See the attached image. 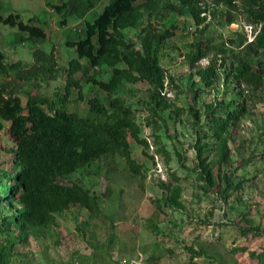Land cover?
<instances>
[{
  "label": "rangeland",
  "instance_id": "374dc122",
  "mask_svg": "<svg viewBox=\"0 0 264 264\" xmlns=\"http://www.w3.org/2000/svg\"><path fill=\"white\" fill-rule=\"evenodd\" d=\"M63 1L0 0V16L18 13L47 33L36 41L0 20V87L19 94L23 105L34 95L47 110L63 107L103 125L89 99L109 105V93L88 78L109 80L114 67H90L81 59L84 70L74 76L79 84L68 93L77 52L66 41L109 0L85 16H66L48 4ZM257 1L196 0L197 19L177 12L180 0H134L138 20L121 29L120 47L142 53L148 33H172L158 52L166 102L154 109L152 84L125 80L123 99L147 143L128 131L140 173L117 153L61 176L90 191L92 210L75 204L55 212L46 226L25 225V209L10 194L22 166L10 122L0 119V264H264V46L251 45L264 28V20L251 15L264 10V0ZM199 45L206 57L195 61ZM36 49L54 50L55 64L41 62V70L26 73ZM243 69L261 79L238 77ZM241 108L243 114L230 116Z\"/></svg>",
  "mask_w": 264,
  "mask_h": 264
},
{
  "label": "trees",
  "instance_id": "16d2710c",
  "mask_svg": "<svg viewBox=\"0 0 264 264\" xmlns=\"http://www.w3.org/2000/svg\"><path fill=\"white\" fill-rule=\"evenodd\" d=\"M98 1L66 0L61 4H48L57 12H64L66 16H85L96 8ZM195 1L180 0L181 8L177 12L182 13L183 9L198 19ZM251 15L255 22L264 20L262 9H252ZM0 20L28 33L30 39L41 41L47 36L43 27L25 22L18 13L1 15ZM137 20L138 12L134 0H109L103 10L95 14L93 20L87 19L84 29L66 41V44L77 52V57L71 60L69 66L68 93L71 84H79L74 76L84 70L81 59H85L90 67L103 64L114 67V73L109 80H100L95 76L88 78L90 82L109 93V105L98 96L89 99L90 111L105 119L103 125L63 107H50L51 110H47L45 101L34 95L23 105L19 94L0 87V119L10 122L8 131L16 145L15 157L22 166L16 175V186L10 190V194L25 209L20 214V220L25 225L46 226L54 219L55 212L67 210L75 204L92 210L95 204L90 191L78 183L63 181L61 176L70 175L80 166L95 159L119 153L126 157L135 173H140V167L131 157L128 131L142 143L146 141L140 139V128L132 116L133 109L131 105H126L123 99L125 80L131 82L142 78L149 81L153 86L151 102L155 105L154 109L164 104L166 97L162 92L165 88L166 73L158 52L161 43L172 33L167 31L160 36L148 33L143 39V52L133 55L121 49L120 32L121 29L136 24ZM254 44L264 46V28L251 43ZM34 57L35 65L25 71L26 73L41 70V62L55 64L54 50L46 53L36 49ZM204 57L206 50L199 45L194 60L199 61ZM3 58L5 54L0 51V67L5 69ZM123 61L128 63L129 67H120L119 64ZM239 76H251L257 81L261 79L253 76L247 69L240 71ZM238 111L230 116L236 118L244 113L242 108ZM1 120L0 129L3 128ZM218 129L222 131V128ZM187 249L196 256L203 255L201 249Z\"/></svg>",
  "mask_w": 264,
  "mask_h": 264
},
{
  "label": "built area",
  "instance_id": "2783aa9c",
  "mask_svg": "<svg viewBox=\"0 0 264 264\" xmlns=\"http://www.w3.org/2000/svg\"><path fill=\"white\" fill-rule=\"evenodd\" d=\"M121 264H132V263L128 261L127 259H122Z\"/></svg>",
  "mask_w": 264,
  "mask_h": 264
}]
</instances>
